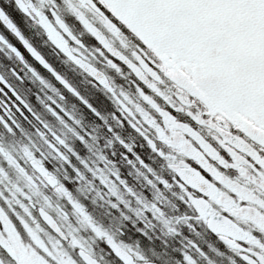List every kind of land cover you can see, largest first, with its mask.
Segmentation results:
<instances>
[{"label":"flooded vegetation","instance_id":"flooded-vegetation-1","mask_svg":"<svg viewBox=\"0 0 264 264\" xmlns=\"http://www.w3.org/2000/svg\"><path fill=\"white\" fill-rule=\"evenodd\" d=\"M93 2L97 5L96 0ZM0 9L20 34L96 110H89L80 97L67 90L34 60L0 16V34L5 39H0V77L17 86L28 109H31H25L21 114L14 108L6 110L0 103V118L9 123L15 121L14 129L0 123V210H3L18 237L13 240L9 235L8 224L0 221V264H62L65 260L71 261V264H87L84 254L91 255L102 264H250L245 257L255 264H264V259H261L264 257V170L261 167L250 164L252 170L247 175L241 174L239 170H234L235 174L221 173L223 179L219 186L213 182L216 180L213 177V187L207 198L195 195V189L190 192L186 184L177 180L176 169L172 165L191 159L180 150L181 145L187 141L200 147L186 128L197 132L217 151H222L225 149L219 143L221 127H229L230 119H225V123L220 122L223 114L219 108L213 109L194 79L189 78L187 83L184 82L191 86L188 90L177 87L180 81L174 77L170 63L159 57L163 46H166L164 40L159 38L142 47V37L131 29L125 32L117 25L119 34L110 33L103 27L99 19L101 15L91 5L79 0H0ZM77 13L83 14L129 59L135 60L136 54H142L150 60L159 78L155 82L163 93L175 97L173 103L180 111L192 117L210 113L207 120L203 124L188 119L175 120V126H169L140 97L137 77L128 66L121 64V70L117 72L96 52V48L103 49V46L90 37ZM54 14L67 24L81 44H84L85 39L91 44L81 47L71 40L57 24ZM41 17L47 19L68 47L79 49L89 63L104 71L116 95L61 52L48 29L41 23ZM231 17L232 20L222 16L216 19V24L210 23L209 28L218 29L222 40L219 43L211 42L208 46L220 48L218 58L228 50L232 52L233 71H242L243 60L258 43V37L249 33L244 15L237 12ZM226 20L232 23H226ZM74 54L79 55L76 52ZM156 58L163 68L155 62ZM19 85H23V88H19ZM193 89L196 94L190 95ZM121 93L127 96V111L118 102V98L124 100ZM150 94L161 108L168 109L167 101L156 93ZM137 105L157 122L167 140L161 139L160 132L155 128L141 123L143 117ZM52 109L58 115H54ZM68 123L75 124L72 135L63 133V125ZM133 124L137 126L133 127ZM110 125L112 131L108 130ZM87 126L89 129L85 132ZM56 137L64 141V144L57 145L58 150L51 147L56 143ZM149 139L155 147L149 144ZM125 145H130L132 151L128 152ZM28 153L40 160L58 183L67 189L71 200L47 182L33 166ZM137 157L142 158L147 166L141 164ZM160 157L168 164L164 167L166 175L162 176L163 180L160 175ZM84 169L88 172L87 176ZM164 179L169 181L164 182ZM174 185L180 190L179 196ZM161 186L166 187L164 191H161ZM161 195L166 196L168 201L176 197V209L171 204H164L161 212ZM199 198L209 201L204 214H200L193 205L194 200ZM72 201L81 205L84 212H77ZM101 202L107 207L104 216L106 228L103 232L86 229L90 224L95 228L96 225L95 217L90 210L85 211L84 206ZM21 205L26 206L28 212ZM223 205L232 211L224 209ZM42 209L54 218L65 237H61L47 224L41 215ZM168 212L179 223L178 230H172V236L198 238V241L190 239L187 245L181 242L184 261L177 260L169 250L157 245L160 238L158 221ZM219 213H227L244 230V237H250L251 240L213 234L209 223ZM118 214H122L128 223L130 229L127 231L144 237L154 236L156 244L126 237L127 232L114 223ZM85 215L88 219L84 218ZM147 222L151 223L150 226ZM85 223V229L81 228ZM25 224L36 231L43 248L33 239ZM257 232L259 235H256ZM99 233H104L103 240L96 238ZM73 237L79 243L74 245ZM118 247L129 254L123 251L124 256L120 255L116 249Z\"/></svg>","mask_w":264,"mask_h":264},{"label":"snow or ice","instance_id":"snow-or-ice-1","mask_svg":"<svg viewBox=\"0 0 264 264\" xmlns=\"http://www.w3.org/2000/svg\"><path fill=\"white\" fill-rule=\"evenodd\" d=\"M81 2L83 3L85 0H81ZM96 3L97 8L103 13L99 19L108 32L118 35L117 25L125 32L131 29L142 37V47L156 42L164 29H169L173 35H194L200 32L209 22L222 15H230L237 12L244 15L247 19V29L250 34L258 37V43L252 47L244 58L243 70L232 71L230 68L231 58L226 56L215 65V70L223 75V80L217 83L205 77L203 81V86L209 92V103L213 109L219 108L226 111L231 118L229 127L226 129L223 126L221 127L222 136L219 138V143L223 145L225 150L217 151L216 148L206 143L197 132L191 128H186V131L199 142L200 147L198 148L192 143L185 141L181 145L180 150L185 156L191 157V159L182 161L179 164L174 163L172 166L179 173L189 191L191 192L195 189V195L197 196L207 193L209 185L206 181H213V177H216L213 182L219 186L220 180L223 179L221 173L231 172L235 174L234 170H239L241 174L247 175V172L252 170L249 167L250 164L255 167H261L264 170V0H96ZM2 15L3 13L0 12V16ZM77 15L87 33L91 34L90 37H94L95 41L103 45V49L98 47L96 52H99L100 56L104 57L111 69L119 72L121 64H125L135 73L140 97L151 105L169 126H175V120L188 119L193 120V122L198 121L201 124L207 120L210 113L192 117L177 108L176 104L173 103L175 97H169L163 93L155 82L157 70L150 60L142 54H136L135 60L129 59L114 47L113 43L105 37L103 32L90 23L83 14L77 13ZM41 23L48 29L50 36L58 47L63 49L71 59L88 71L106 89L113 92V95H116L115 88L104 71L98 70L96 66L89 63L83 53L79 52V49L74 50L68 47L67 42L52 28L46 18L41 17ZM58 23H60L61 28L66 33L71 35L62 22L58 21ZM72 40L81 47L84 44H91L86 39L84 44H81V41L77 40L75 36H72ZM25 46L45 67H49L27 42H25ZM13 51H16V49H13ZM162 51L164 50L162 49ZM74 52L79 53V55L74 54ZM16 54L20 56L19 52H16ZM18 76L19 74H17ZM62 82L69 88V91L79 96V93L72 89L66 81ZM177 87L188 90L191 86L184 82H177ZM19 88H23V85H19ZM221 89L223 91L222 95ZM150 93H156L167 101L168 109L164 110L161 108ZM193 94H196L194 89L190 92V95ZM121 95L124 96V100H119L118 98V102L127 111L125 103L127 96L123 93ZM0 97H2L0 103L5 106L6 110L11 111L14 108L23 114L24 110L28 109V104L23 95L19 93L17 86L4 80L3 77H0ZM80 99L87 105L89 110L96 111L95 107L86 99L83 97H80ZM28 110L31 111V109ZM137 110L140 111L143 117L141 123L155 128L160 132L161 139L167 140L157 122L139 105H137ZM192 111L194 112L195 109H192ZM52 112L54 115H58L55 109H52ZM0 123H4L9 129H14L15 127V121L9 123L0 118ZM136 126V124H133V127ZM108 130L112 131L111 125ZM138 130L143 131L142 128H138ZM62 144H64V141L56 137V143L52 144L51 147L58 150L57 145ZM149 144H153L150 139ZM153 147H155L154 144ZM125 148L128 152L132 151L130 145H125ZM28 156L33 166L39 170L43 177L54 185L58 192L71 200V195L67 189L43 168L41 161L35 159L31 153H28ZM137 158L141 164H145L142 158ZM145 166L147 165L145 164ZM147 195L150 196V194ZM205 198H207L206 195ZM72 203L77 212H84L81 205L75 201H72ZM21 206L24 207L25 212H28L26 206ZM41 211L44 218L53 227H56L57 231H60L53 219L43 209ZM84 218L88 219L86 215ZM0 221L8 224L10 237L13 240L18 239L3 210H0ZM25 227L28 228L33 239L43 248V242L36 235V231L27 224H25ZM234 235H239L241 239L251 240L250 237H244L242 234L234 233ZM256 235H259V233L257 232ZM227 242L229 244L232 243V241ZM72 243L75 245L79 242L73 237ZM117 251L124 256V252L119 248H117ZM85 259L88 260V264H94V261H91L87 255H85ZM245 259H249L250 264H255L249 257H245ZM261 259H264V257H261ZM40 264H43V262H40ZM62 264H71V261L65 260L62 261Z\"/></svg>","mask_w":264,"mask_h":264},{"label":"rangeland","instance_id":"rangeland-1","mask_svg":"<svg viewBox=\"0 0 264 264\" xmlns=\"http://www.w3.org/2000/svg\"><path fill=\"white\" fill-rule=\"evenodd\" d=\"M212 22V21H211ZM209 22L207 25V28H204L198 32L197 34L194 35H187V34H178V35H173L169 29H164L160 37L162 40H164V43L166 46H163V52H161L160 57L165 59L166 63H170V69H173L174 71V77L180 81V82H186L188 81L189 78L194 79L198 84L200 85L203 93L205 96L209 99V92L208 90L203 86V81L205 77L209 79L210 81H215L217 83H220L223 80V75L219 73L218 71L215 70V65L224 57H230L231 62H232V52L229 50L224 54L223 56H220L219 58L210 59L207 58L203 55V53H206V49L208 47V44L211 42L219 43L222 40V36L217 34L216 31L210 30L209 27L210 23ZM225 22V21H224ZM226 23H232L230 20H226ZM163 55V56H162ZM203 55V56H202ZM156 63L160 66L158 59L156 58L155 60ZM164 65V63H163ZM161 67V66H160ZM163 68V66L161 67ZM182 68L187 70L189 75H185L182 72ZM230 68L233 71V67L231 66L230 63ZM235 72V71H234ZM221 95L223 94L222 89ZM221 113L223 114V119H219L221 123H225V119L229 120L231 119L228 112L223 111L219 109ZM177 143V142H176ZM74 147V146H73ZM74 164V163H73ZM75 165V164H74ZM73 165V166H74ZM168 204L167 201H162V205ZM224 209H228V211H232L231 208H226L225 205H223ZM147 224L150 226V222H147ZM160 224V236L162 237L163 241H166V244L162 242H158L163 244L162 249H167L169 250L175 258L179 261H184L183 258L185 255L182 253H176L172 249H169V245L172 243L170 240H168L165 237V232L163 231V228L165 227V231L167 232V226L171 230L172 228V223H168V215L166 216L165 220L160 218V221L158 222ZM86 223L81 226V228L85 229ZM127 232L126 237H131L132 240V234L131 232L125 230ZM167 236V235H166ZM116 237L117 234H116ZM125 237V238H126ZM208 237V236H207ZM209 238V237H208ZM191 239L197 240V237H192ZM161 240V239H159ZM119 242L120 240L117 239ZM147 243V242H145ZM151 244H156L155 239H152L150 242ZM132 245H135L134 242H131ZM160 248V247H159ZM181 251L183 250L182 245L180 246ZM162 256V255H161ZM162 260V259H161ZM160 260V261H161Z\"/></svg>","mask_w":264,"mask_h":264},{"label":"trees","instance_id":"trees-1","mask_svg":"<svg viewBox=\"0 0 264 264\" xmlns=\"http://www.w3.org/2000/svg\"><path fill=\"white\" fill-rule=\"evenodd\" d=\"M88 129H89V127L87 126L85 132H87ZM74 131H75V124L68 123V124H64L63 125V133H64V135H72L71 133H74ZM167 150H169V149H167ZM159 165L161 166L160 175H161V179H162V176L166 175L165 174L166 170L164 169V167L167 166L168 164L164 161V159L162 157H160ZM83 172H84V174L86 176L88 175V172H87L86 169H84ZM165 181L167 182L169 180L168 179H164V182ZM173 183H175V182L173 181ZM173 187L178 189V187L176 185H174ZM165 188H166L165 186L164 187L161 186V191H164ZM160 200L161 201H167L168 204H171L176 209V204H177L176 197L175 198L172 197L170 199V201H168V198L166 196L161 195ZM160 204H161V212H163L162 202H160ZM144 206L146 208V204H144ZM84 208H85V211H87V212H89V210L91 211L92 215L95 217V223H96L97 226H99L102 229L106 228V221L104 219V216H105V214H107V207L105 206V204L103 202H101L99 204H95V203L94 204H88V205H85ZM167 215H168V223H172V228L170 230L169 227L167 226V232L165 231V227L163 228V231L165 232V237L164 238H167L168 240H170L172 242L169 245L170 249H172L173 251H175L178 254L182 253L181 249H180L181 242L183 241L182 244L183 245H187V244H189V241H190L191 238L189 239V238H185V237H182L180 235H175V234H174V236H172L171 235L172 230L173 229L174 230H178L179 223L177 222V219L174 218L172 213L168 212ZM165 218H166V216L163 219L165 220ZM114 223H117V225L120 227V229H123V230L130 229L129 227H127L128 223L126 221H124V217H123L122 214H118L117 221H114ZM133 232H136V231H133ZM132 235H133L132 236V240H135V241L139 239V240H142L143 242H147L148 243L152 239H154V236L144 237V236L137 235V234H132ZM159 239H161V240H158V242L164 243V241L162 240L161 236H160ZM162 243H159V247L161 249L163 247ZM164 244H166V243H164Z\"/></svg>","mask_w":264,"mask_h":264},{"label":"water","instance_id":"water-1","mask_svg":"<svg viewBox=\"0 0 264 264\" xmlns=\"http://www.w3.org/2000/svg\"><path fill=\"white\" fill-rule=\"evenodd\" d=\"M81 1V0H80ZM89 2L90 4H92V6H94V4L92 3V1L91 0H85V2ZM85 2H83V3H85ZM95 7V6H94ZM96 8V7H95ZM56 16V15H55ZM2 19H3V21L11 28V30L20 38V40L22 41V43L24 44V46H25V42H27L20 34H19V32L16 30V28L14 27V25L7 19V17L5 16V14H3L2 16ZM56 18V21H57V23H58V21L59 22H62L64 25H65V23L58 17V16H56L55 17ZM59 24V26H60V23H58ZM66 26V25H65ZM67 27V26H66ZM63 29V28H62ZM68 29V28H67ZM64 30V29H63ZM68 32H70L69 31V29H68ZM66 33V32H65ZM71 33V32H70ZM68 34V33H67ZM69 35V34H68ZM72 33H71V35H69V37H71L72 38ZM27 44L28 45H30L31 46V44H29L28 42H27ZM25 48H26V50L29 52V54L35 59V60H37L43 67H45V65L44 64H42L41 62H40V60H38V59H36V57L35 56H33L32 55V53L29 51V49H28V47H26L25 46ZM31 48L32 49H34L36 52H37V50L33 47V46H31ZM61 49V48H60ZM61 51L65 54V55H67L64 51H63V49H61ZM38 54H39V52H37ZM210 55L211 56H215V55H217L218 54V51L216 50V49H211L210 50ZM40 56H41V54H39ZM68 56V55H67ZM42 57V56H41ZM69 57V56H68ZM43 58V57H42ZM70 59H71V57H69ZM44 59V58H43ZM71 60H73V59H71ZM44 61L47 63V61L44 59ZM74 61V60H73ZM76 63V62H75ZM77 64V63H76ZM47 65H49L48 63H47ZM77 65H79V64H77ZM80 66V65H79ZM81 67V66H80ZM45 68H47L53 75H54V77L61 83V84H63L68 90H69V88L65 85V83H63L62 81H66L58 72H56L50 65H49V67H45ZM82 69H84L83 67H81ZM85 70V69H84ZM86 71V70H85ZM86 72H88V71H86ZM89 73V72H88ZM90 74V73H89ZM91 75V74H90ZM92 76V75H91ZM59 77V78H58ZM93 77V76H92ZM95 78V77H94ZM96 79V78H95ZM97 80V79H96ZM67 82V81H66ZM67 84H68V82H67ZM69 85V84H68ZM72 88V87H71ZM73 89V88H72ZM47 172H48V170L45 168V167H43ZM38 170V169H37ZM39 171V170H38ZM41 174V173H40ZM42 175V174H41ZM177 175L180 177V175H179V173L177 172ZM43 176V175H42ZM45 178V177H44ZM181 178V177H180ZM181 180H182V178H181ZM183 181V180H182ZM206 183L209 185V189L211 188V184H210V182L209 181H206ZM52 185V184H51ZM209 189H208V191H207V193L205 194V195H208L209 194ZM194 206L196 207V209L200 212V213H204L205 211H206V208H207V201L206 200H204V199H196L195 201H194ZM41 214H42V211H41ZM49 215V214H48ZM43 216V218H44V215H42ZM50 216V215H49ZM51 217V216H50ZM52 218V217H51ZM45 219V218H44ZM53 219V218H52ZM45 221L58 233V234H60V235H62V236H64V234H63V232L60 230V231H57V228L56 227H53L46 219H45ZM53 221L55 222V220L53 219ZM55 224H56V222H55ZM57 225V224H56ZM59 228V227H58ZM210 229L212 230V232H214V233H224V234H229V235H232V236H234V237H240V236H237V235H234V233H237L238 231H239V228H238V226L237 225H235L234 224V222L233 221H231L228 217H226V216H224V215H222V214H220V215H217V216H215V217H213L212 218V220H211V224H210ZM239 233V232H238ZM237 233V234H238ZM87 257L91 260V261H94V264H101L99 261H97L96 259H94V258H92V257H90L89 255H87ZM84 259H85V256H84ZM85 261L87 262V264H88V260H86L85 259Z\"/></svg>","mask_w":264,"mask_h":264}]
</instances>
